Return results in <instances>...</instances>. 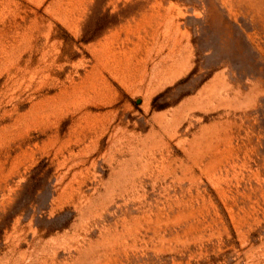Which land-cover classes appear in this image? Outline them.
Here are the masks:
<instances>
[{
  "label": "rangeland",
  "instance_id": "374dc122",
  "mask_svg": "<svg viewBox=\"0 0 264 264\" xmlns=\"http://www.w3.org/2000/svg\"><path fill=\"white\" fill-rule=\"evenodd\" d=\"M0 264H264V0H0Z\"/></svg>",
  "mask_w": 264,
  "mask_h": 264
}]
</instances>
